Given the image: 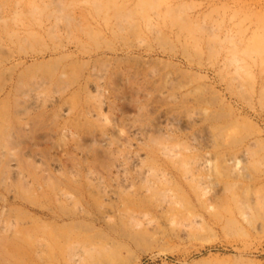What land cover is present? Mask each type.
I'll list each match as a JSON object with an SVG mask.
<instances>
[{
    "label": "rangeland",
    "instance_id": "rangeland-1",
    "mask_svg": "<svg viewBox=\"0 0 264 264\" xmlns=\"http://www.w3.org/2000/svg\"><path fill=\"white\" fill-rule=\"evenodd\" d=\"M0 264H264V0H0Z\"/></svg>",
    "mask_w": 264,
    "mask_h": 264
},
{
    "label": "bare ground",
    "instance_id": "bare-ground-1",
    "mask_svg": "<svg viewBox=\"0 0 264 264\" xmlns=\"http://www.w3.org/2000/svg\"><path fill=\"white\" fill-rule=\"evenodd\" d=\"M236 126V125H235ZM235 129V128H234ZM233 129V130H234ZM234 133H236V131L234 130ZM2 147V146H1ZM247 147H249V146H247ZM246 147V149L248 150V148ZM250 148V147H249ZM250 150V149H249ZM2 152V151H1ZM244 155L242 154V156L241 157H243ZM244 158V157H243ZM241 161V160H240ZM244 162V161H243ZM237 163V162H236ZM243 168V167H242ZM235 195V194H234Z\"/></svg>",
    "mask_w": 264,
    "mask_h": 264
}]
</instances>
